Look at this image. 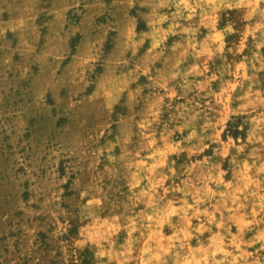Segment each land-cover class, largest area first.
Returning a JSON list of instances; mask_svg holds the SVG:
<instances>
[{
	"label": "clouds",
	"instance_id": "9594fccd",
	"mask_svg": "<svg viewBox=\"0 0 264 264\" xmlns=\"http://www.w3.org/2000/svg\"><path fill=\"white\" fill-rule=\"evenodd\" d=\"M0 264H264V0H0Z\"/></svg>",
	"mask_w": 264,
	"mask_h": 264
}]
</instances>
